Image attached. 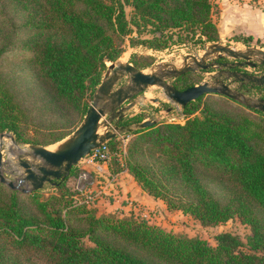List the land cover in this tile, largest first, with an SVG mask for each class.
Here are the masks:
<instances>
[{
    "label": "trees",
    "instance_id": "1",
    "mask_svg": "<svg viewBox=\"0 0 264 264\" xmlns=\"http://www.w3.org/2000/svg\"><path fill=\"white\" fill-rule=\"evenodd\" d=\"M9 1L23 25L33 29L24 46L32 51L34 79L42 91L28 106L14 85L15 75L0 67V133H13L18 143L47 145L71 133L107 62L123 52L125 37L130 45L155 50L189 38H219L212 0ZM143 32L150 35L141 37ZM234 38L249 44L253 36L237 33ZM7 46L0 47V60ZM152 58L133 54L129 61L143 68ZM190 74L175 78L174 86L195 84ZM243 87L264 99V85ZM213 95L226 106L210 103L203 94L182 108L183 122L165 120L125 131L106 145L114 171L126 169L148 194L202 224L238 217L250 225L246 241L222 230L211 243L167 230L144 216L98 214L68 186L67 179L77 174L73 165L54 185L56 191L44 196L42 189L22 192L0 182V264H264V112ZM51 108L58 114L46 119ZM141 112L117 124L142 121L146 115ZM72 113L78 115L76 121ZM128 134L133 137L123 156L117 144ZM199 167L227 182L225 200L201 179Z\"/></svg>",
    "mask_w": 264,
    "mask_h": 264
},
{
    "label": "rangeland",
    "instance_id": "2",
    "mask_svg": "<svg viewBox=\"0 0 264 264\" xmlns=\"http://www.w3.org/2000/svg\"><path fill=\"white\" fill-rule=\"evenodd\" d=\"M236 1H247L257 7L264 5V0ZM212 3L215 9L214 0H212ZM126 12L128 18H130V6L126 7ZM215 12L216 9L212 13V19ZM31 33H33V29L23 25V18L21 14L15 10L13 4L9 0H0V47L4 44L9 45L2 53L0 67L3 71L8 72L9 75L10 73L15 75L13 81L15 82L14 85L18 89L19 94L24 97V101L28 106H32L34 100L42 94L40 87L36 85L34 79V68L31 63L32 51L24 46V43L27 41ZM10 35L11 37L9 38ZM133 35L136 36L138 34L134 32ZM140 35L141 37H145L150 34L143 32L140 33ZM234 36L235 34L230 37H223L219 33V38L215 41L226 43L240 49H243L246 46H255L264 50V37H253L249 44H245L234 38ZM210 42L212 41L200 42L189 38L181 43H174L166 48L155 50L142 43L130 45L129 40L125 37L124 50L114 61H129L133 54L151 55L153 57L151 64L144 67L148 70L151 65L160 61H175L178 64L182 61V57L187 53L201 55L204 51L205 45ZM109 63H111V61H108L107 64ZM244 69L250 71L253 67ZM256 71L264 72V65L256 67ZM190 73L191 80L196 83L204 80L212 81L209 77V72L204 69H199L197 72ZM126 81L127 80L124 82ZM159 87L160 86L157 85H151L144 90L145 93L143 91L139 95H146L148 97L161 96L167 99V101H161L156 104V106L147 102L146 111L142 110L141 113L154 116L157 119L156 122L165 120L183 122L186 116L182 112L180 106H174V104L163 95L161 87V90H159ZM249 94L254 95L252 91H250ZM205 100H208L210 103L219 107L226 106V101H223L224 99L222 100L219 96H214L213 93L205 94ZM168 105H173V109L169 111L167 115L160 112L158 113L159 109L163 110L164 107ZM133 107L126 111V116H130L134 113L135 110H133ZM50 110L51 111L45 116L46 119L55 118L58 114L52 108ZM195 113L196 115H199L200 111H196ZM161 115L163 116L161 117ZM70 116L73 121L78 119V115L74 113L70 114ZM132 137V134L120 136L117 146L122 149L120 153L121 155L124 156L127 144L131 141ZM3 138L4 171L7 177L17 179L23 174L22 167L17 163V147H27V144L17 142V146L12 143L9 136H4ZM59 141L47 144L46 146L54 148ZM113 161L114 158L111 155V158L106 163V168L101 172H98L90 165H84L82 162L78 161L74 164L77 174L67 179L68 186L78 192L77 197L80 198V201L87 204L89 207H94L98 214L112 213L119 216H128L130 214L144 216L148 218L149 221L159 224L167 230L185 236H200L211 243H214V235L222 230L235 233L241 239L246 241L248 234L251 232V228L249 224L242 222L238 217H232L226 221L214 224H202L198 218L190 213L183 212L177 208H169L162 198L148 194L137 182L135 183L133 181L131 176L125 174L126 169L117 172L114 171L116 165ZM119 172L122 173V175L116 178ZM199 175L215 196L219 197L221 200L227 198L230 191L227 182L219 181L212 172H208L201 167H199ZM79 177L80 181L77 182ZM53 191H56L54 186L47 184L45 188H42L40 193L44 196Z\"/></svg>",
    "mask_w": 264,
    "mask_h": 264
},
{
    "label": "water",
    "instance_id": "3",
    "mask_svg": "<svg viewBox=\"0 0 264 264\" xmlns=\"http://www.w3.org/2000/svg\"><path fill=\"white\" fill-rule=\"evenodd\" d=\"M247 65L254 68L264 65V50L255 46L240 49L219 41L207 43L201 55L187 53L178 64L175 61H160L148 70L129 61L113 60L107 64L80 123L71 133L58 140L54 148L36 144L19 147L13 133H0V182L22 192L42 189L45 184L54 186L68 176L71 167L83 156L108 139L156 123V118H147L132 124H117L126 116V111L136 104V97L151 85L160 86L163 95L174 106H180L181 110L199 96L214 93L264 112V99L242 88L264 85V72L247 71L244 69ZM199 69L208 71L212 81L204 80L183 89L174 86L175 78ZM147 99L154 103L166 100L161 96ZM172 109L173 105H168L160 109V113L167 115ZM4 136H9L12 143L18 146L17 163L22 167L23 174L17 179L7 177L4 171Z\"/></svg>",
    "mask_w": 264,
    "mask_h": 264
},
{
    "label": "crops",
    "instance_id": "4",
    "mask_svg": "<svg viewBox=\"0 0 264 264\" xmlns=\"http://www.w3.org/2000/svg\"><path fill=\"white\" fill-rule=\"evenodd\" d=\"M214 5L216 12L213 15V20L218 26L221 36L230 37L236 33L243 32L251 34L254 38L264 37V5L257 7L250 2L236 0H214ZM159 90H161L160 87ZM147 97L146 95L137 96L136 105L133 107V110H135L134 113L137 112V110L146 111L147 102L154 106L159 103L151 102ZM165 101H167V99ZM159 112L160 109L158 110V113ZM147 118L155 117L146 114L143 119ZM125 174L131 176L136 183L135 179L128 171H126ZM120 175H122V173L119 172L116 178ZM46 186L47 184H45V187Z\"/></svg>",
    "mask_w": 264,
    "mask_h": 264
},
{
    "label": "built area",
    "instance_id": "5",
    "mask_svg": "<svg viewBox=\"0 0 264 264\" xmlns=\"http://www.w3.org/2000/svg\"><path fill=\"white\" fill-rule=\"evenodd\" d=\"M251 66H245V68H250ZM249 71V70H247ZM252 73H262L261 71H256V68L253 67L252 70H250ZM111 127V126H110ZM110 159V151L108 146L105 143H102L95 149H93L90 153L83 156L79 162H82L84 165H90L94 169H96L98 172H101L104 168H106V163ZM80 181L77 179V182Z\"/></svg>",
    "mask_w": 264,
    "mask_h": 264
},
{
    "label": "bare ground",
    "instance_id": "6",
    "mask_svg": "<svg viewBox=\"0 0 264 264\" xmlns=\"http://www.w3.org/2000/svg\"><path fill=\"white\" fill-rule=\"evenodd\" d=\"M3 142H4V138H3Z\"/></svg>",
    "mask_w": 264,
    "mask_h": 264
}]
</instances>
